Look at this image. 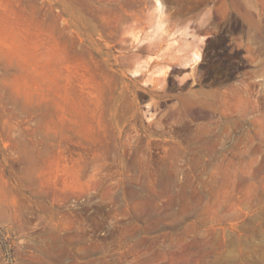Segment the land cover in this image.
Segmentation results:
<instances>
[{
	"label": "rangeland",
	"instance_id": "1",
	"mask_svg": "<svg viewBox=\"0 0 264 264\" xmlns=\"http://www.w3.org/2000/svg\"><path fill=\"white\" fill-rule=\"evenodd\" d=\"M159 1L0 0V264H264V0Z\"/></svg>",
	"mask_w": 264,
	"mask_h": 264
},
{
	"label": "bare ground",
	"instance_id": "2",
	"mask_svg": "<svg viewBox=\"0 0 264 264\" xmlns=\"http://www.w3.org/2000/svg\"><path fill=\"white\" fill-rule=\"evenodd\" d=\"M157 4L160 6V1H159V0H157ZM194 55H195V56H194L195 58H198V54L195 53ZM138 74H139L138 71H135V72H134V75L137 76ZM187 110H188V109H187Z\"/></svg>",
	"mask_w": 264,
	"mask_h": 264
}]
</instances>
